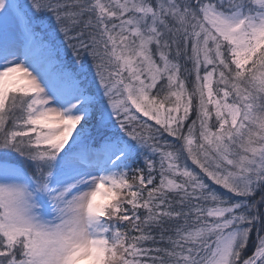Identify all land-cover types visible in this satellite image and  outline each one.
Wrapping results in <instances>:
<instances>
[{
	"label": "snow or ice",
	"instance_id": "snow-or-ice-1",
	"mask_svg": "<svg viewBox=\"0 0 264 264\" xmlns=\"http://www.w3.org/2000/svg\"><path fill=\"white\" fill-rule=\"evenodd\" d=\"M0 264H264V0H0Z\"/></svg>",
	"mask_w": 264,
	"mask_h": 264
}]
</instances>
